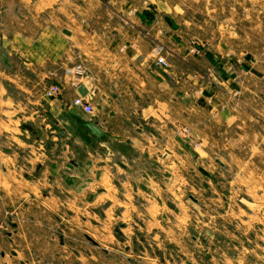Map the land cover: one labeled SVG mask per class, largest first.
<instances>
[{
  "label": "rangeland",
  "instance_id": "rangeland-1",
  "mask_svg": "<svg viewBox=\"0 0 264 264\" xmlns=\"http://www.w3.org/2000/svg\"><path fill=\"white\" fill-rule=\"evenodd\" d=\"M68 3L78 22L105 42L126 30L124 13L131 11V28L142 32L140 43L156 59L160 49L166 62H180L179 49L191 46L199 61L188 56L180 65L207 74L204 82L223 104L191 114V96L173 101L169 87L164 120L104 119L103 111L126 115L133 107L109 89L106 101L92 94V113L71 115L75 108L66 103L70 123L54 127L57 145L27 128L35 130L39 121L31 105H7L12 113L0 130V264H264V123L255 120V90H264L256 83L264 74V0ZM57 17L64 25L63 9ZM145 17L154 24L143 26ZM210 51L231 59L246 92L230 98L234 88L214 78L219 63H209ZM78 64L83 76L66 72ZM88 76L87 65L74 58L64 72L56 66L59 82ZM226 105L231 111L220 112ZM172 117L182 119L177 134ZM101 135L114 139L104 153ZM124 136L131 145L119 141Z\"/></svg>",
  "mask_w": 264,
  "mask_h": 264
},
{
  "label": "crops",
  "instance_id": "crops-1",
  "mask_svg": "<svg viewBox=\"0 0 264 264\" xmlns=\"http://www.w3.org/2000/svg\"><path fill=\"white\" fill-rule=\"evenodd\" d=\"M130 4L128 3V6ZM150 6L151 4L148 5V3L141 5L142 8ZM58 9H63L64 25L59 24ZM75 12L78 11L72 10L68 0H0V41L4 54V56L0 54V130H3L8 124L7 112L12 113L7 105L20 107L31 105L33 113L37 114L36 118L39 120L35 133H32L39 141L43 138H46L45 140L50 138L53 141L52 144L57 145L59 140L56 135H53V132L56 131L54 127L70 123L66 116L67 112H64L67 111L65 105L71 103L72 99L80 94L79 87L82 84L86 86L87 90H90V97L93 94L97 100L101 97L106 101L107 96H110L109 89H114L112 93L118 89L119 97L131 99L133 107L129 113L124 115L125 113L120 112L117 113L118 115H112L110 112L103 111L104 119L116 115L123 120H131V118L164 120L168 115L169 87L174 94L173 101L183 98L184 95L191 96L189 100L191 114L199 113L202 110L216 111L223 104L216 98L215 90L204 82L207 74H201L196 65H191L189 69L180 65L185 62L183 59L188 56L199 61V57L191 54V46L179 49L182 52V58H178L180 62L167 61L168 66L163 67L157 63L152 50L143 48L139 41L142 32L131 28V11L124 13L126 14L123 18L127 25L126 30L121 31L110 42H105L104 37L97 31H87L83 22H78L80 20L75 18ZM79 13L82 14V11ZM114 14L115 12L111 11V16ZM142 23L145 27L154 24L146 17ZM159 26H163L162 22L159 23ZM64 30L69 31L70 34L64 33ZM210 53L205 56L210 57L207 58L209 63L215 64V59L219 63V71L214 78L219 77L217 82L220 85L229 83L234 88L231 92L227 91L230 98H232V93L236 96L241 92H246L247 82L238 79L234 74V63L231 59L212 52L213 59ZM12 58L17 61L16 66L11 64ZM71 58H74L75 61H83L87 65L89 68L88 78L76 81L74 78L67 77L64 83L57 81L56 66L64 72V68L70 64ZM208 69L210 70L211 67L209 66ZM211 76L209 73V83L212 82ZM257 77L256 83L264 84V74ZM124 80H127V83H123ZM52 83L59 84L61 93L54 98H48L44 92ZM185 84L191 85L193 88L190 91L183 89L182 86ZM153 88L156 90L159 88V97H155L154 101L152 99ZM255 93L257 102L255 120L264 123V90L259 92L255 90ZM210 94L215 98H208ZM146 96L147 99H145ZM72 107L75 109L69 111L71 115L83 112L77 107ZM70 108L68 110H71ZM223 111L230 112L231 108L227 105L222 106L220 112ZM172 118L175 126L174 132L177 134L178 124H182V119ZM234 120L247 121L246 118H241L239 115H235ZM97 125L95 124V126ZM136 129L143 130L140 127H136ZM94 130L97 132V127ZM50 134L52 137H49ZM137 136L136 133L134 142ZM112 140L114 139L111 136H105L100 140L102 147L100 149L103 153L107 151L105 146L109 142L113 143ZM119 141L131 145V136H124ZM134 142L133 144L136 145ZM50 165L53 169L58 168L55 162ZM41 166V164L38 165V167ZM56 173L54 170L52 175L55 176ZM70 176L76 177L71 174ZM73 180L75 181L71 178L66 181L71 183Z\"/></svg>",
  "mask_w": 264,
  "mask_h": 264
},
{
  "label": "built area",
  "instance_id": "built-area-1",
  "mask_svg": "<svg viewBox=\"0 0 264 264\" xmlns=\"http://www.w3.org/2000/svg\"><path fill=\"white\" fill-rule=\"evenodd\" d=\"M159 50L156 51L158 55L157 62L161 64L163 67H167V62L165 60V57L159 52ZM66 72L69 74H73L75 76H83L84 73L86 72V69L81 64H78L73 67H67ZM60 93H61V88L59 84L52 83L45 89L44 95L48 98H54ZM90 94H91L90 90H88L86 95L77 94L72 99L71 105L81 109L82 111L86 113H92L93 105L90 100V96H91Z\"/></svg>",
  "mask_w": 264,
  "mask_h": 264
},
{
  "label": "water",
  "instance_id": "water-1",
  "mask_svg": "<svg viewBox=\"0 0 264 264\" xmlns=\"http://www.w3.org/2000/svg\"><path fill=\"white\" fill-rule=\"evenodd\" d=\"M64 33H66V34H70V32L67 31V30H64ZM79 92H80L81 95H86L87 92H88V90H87L86 86L82 84V85L79 87ZM27 128H28L29 130H31L33 133H35V130H33V128H32L30 125H28Z\"/></svg>",
  "mask_w": 264,
  "mask_h": 264
},
{
  "label": "bare ground",
  "instance_id": "bare-ground-1",
  "mask_svg": "<svg viewBox=\"0 0 264 264\" xmlns=\"http://www.w3.org/2000/svg\"><path fill=\"white\" fill-rule=\"evenodd\" d=\"M54 172V171H53ZM55 173H56V170H55Z\"/></svg>",
  "mask_w": 264,
  "mask_h": 264
}]
</instances>
